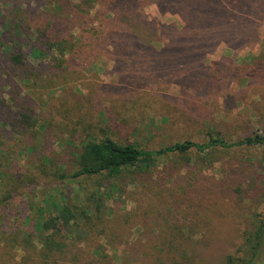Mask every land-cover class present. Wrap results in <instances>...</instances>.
Wrapping results in <instances>:
<instances>
[{"label": "rangeland", "instance_id": "374dc122", "mask_svg": "<svg viewBox=\"0 0 264 264\" xmlns=\"http://www.w3.org/2000/svg\"><path fill=\"white\" fill-rule=\"evenodd\" d=\"M55 1L0 0V70L7 58L6 49L12 46L8 37H3L4 29L15 33L30 24L27 19L38 20L40 12L57 14ZM135 1L139 11L153 23L182 21L176 8L177 12H162L160 3L164 0ZM81 2L73 0L76 5ZM82 8L84 15L97 23L111 15L93 0L83 1ZM246 16L252 24L241 28L245 43L232 48L223 41L207 50L201 57L203 67L189 80L182 75L171 78L168 71L158 75L155 84L130 88L117 75L123 69L119 56L111 50L98 53L92 59L96 61L86 64L85 70L77 74V81L52 91L42 100L37 93L28 97L30 121L35 125L31 131L2 121L6 111L11 116L17 107L10 100L8 87L1 85L0 137L4 154L0 157H10L14 151L13 156L18 154L17 163L24 168L20 176L0 175L1 193L4 183L14 184L18 194L28 197L34 212L45 209L50 196L58 202L68 196L70 201L87 204L83 194H91L101 184L102 191L107 185L110 188L106 180H60L55 173H62L64 165H76L74 146L90 136H110L146 149H159L184 139L204 141L209 130L231 141L264 133V14L261 19L248 13ZM77 34L78 29L73 32L74 36ZM165 42L162 39L152 48L163 50ZM140 72L144 75L142 80L150 81L151 75L146 74L155 71L151 66ZM208 74L213 87L202 85ZM28 94L24 90L20 97ZM132 97L143 103L131 106ZM126 98L131 107L124 110ZM197 109L202 112L195 119L192 114ZM26 133L35 135L39 149L43 139L49 138L48 148L59 155L53 154L50 162L28 155L24 144L8 146L24 140ZM71 142L75 144L67 146ZM263 150L259 146L205 154L191 151L160 159L145 176L125 175L110 191L111 196L104 198L102 218L96 222V228L105 227L99 236L102 244L83 245L81 250L88 252L87 259L76 258V251L70 248L67 254L57 256L55 263L222 264L228 255L244 249V234L253 228L256 215L264 211ZM95 203L96 200L89 202L90 212H94ZM15 219L11 218L10 224ZM23 258L24 250L18 243L2 264H22ZM257 264H264V251Z\"/></svg>", "mask_w": 264, "mask_h": 264}, {"label": "trees", "instance_id": "16d2710c", "mask_svg": "<svg viewBox=\"0 0 264 264\" xmlns=\"http://www.w3.org/2000/svg\"><path fill=\"white\" fill-rule=\"evenodd\" d=\"M93 1L102 4L111 15L97 23L88 14L84 15L82 2L76 5L73 0H56L57 14L40 12L38 20L27 19L30 24L26 28L22 26L23 29L15 33L4 29L3 37H8V43L12 46L5 51L7 58L3 63L4 68L0 70V86L8 87L10 100L17 110L11 116L6 111L2 121H8L11 127L18 124L27 131L33 130L35 125L30 121L32 108L27 105L31 103L28 97L37 93L42 100L52 91L55 93L68 83L77 81V74L95 62L96 59H92L97 58L98 53L110 50L119 56V63L123 66L117 73L118 77L122 82H127L130 88L155 84L156 77L168 71L171 78L182 75L189 80L198 68L203 67L201 57L207 50L211 51L223 41L232 48L245 43L241 28L252 22L247 18V13L260 19L264 14V0H164L160 3L162 12L178 10L182 21L159 24L149 21L139 11L135 0ZM77 29L78 34L74 36L73 32ZM159 37L166 41L163 50L152 48V44L162 40ZM29 56L38 61L33 63ZM151 66L155 72L146 74L151 75V80H142L144 75L141 69ZM202 85L214 86L210 74L202 80ZM24 90L29 94L20 97ZM135 103L143 102L138 97H132L130 105ZM123 105L124 110L131 107L127 98ZM201 112V109H197L192 117L197 119ZM16 120L18 123L12 122ZM34 137L26 133L24 140L8 146L24 144L26 153L31 157L46 158L52 162L53 154L57 153L48 148L50 139H43L39 149ZM89 138L74 146L72 154L75 155L76 165H64L62 173L57 171L55 175H59L60 180L70 181L102 178L110 188L107 185L102 191L101 184L91 194L84 193L82 198L87 204L70 201L68 196L63 197V202H58L50 196L45 209L34 212L35 207L26 195L18 194L14 184L4 183L3 193L0 191V264L18 243L24 250L22 264H54L56 257L67 254L70 248L76 251V258L87 259L89 254L81 250L83 245L91 247L94 244L98 247L102 244L99 236L105 227L96 228V222L102 218L104 198L111 196L110 191L126 178L125 175L145 176L164 157L184 156L191 151L205 154L218 149L264 147V133L231 141L212 130L206 132L204 141L184 139L159 149H146L110 136ZM3 143L0 137L1 155L4 154L1 149ZM73 144L75 142L67 146ZM14 154L12 151L10 157H0V175L4 178L20 176L24 171L17 163L18 154ZM79 190L83 192L81 185ZM95 200V210L90 212L89 202ZM13 217H16V221L12 225L10 220ZM255 218L253 228L244 234V249L239 248L237 253L228 255L222 264H257L264 251V211Z\"/></svg>", "mask_w": 264, "mask_h": 264}]
</instances>
